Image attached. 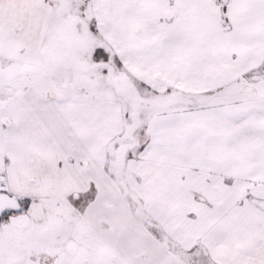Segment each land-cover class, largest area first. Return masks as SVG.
I'll return each mask as SVG.
<instances>
[{"label": "snow or ice", "instance_id": "1", "mask_svg": "<svg viewBox=\"0 0 264 264\" xmlns=\"http://www.w3.org/2000/svg\"><path fill=\"white\" fill-rule=\"evenodd\" d=\"M0 264H264V0H0Z\"/></svg>", "mask_w": 264, "mask_h": 264}]
</instances>
